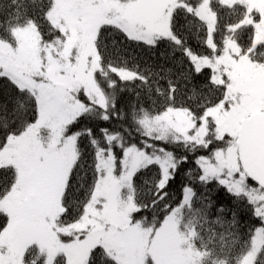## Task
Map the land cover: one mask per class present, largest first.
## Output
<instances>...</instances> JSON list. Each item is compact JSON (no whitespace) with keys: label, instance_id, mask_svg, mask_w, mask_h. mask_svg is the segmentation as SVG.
<instances>
[{"label":"snow or ice","instance_id":"6c2138e0","mask_svg":"<svg viewBox=\"0 0 264 264\" xmlns=\"http://www.w3.org/2000/svg\"><path fill=\"white\" fill-rule=\"evenodd\" d=\"M0 264H264V0H0Z\"/></svg>","mask_w":264,"mask_h":264},{"label":"trees","instance_id":"16d2710c","mask_svg":"<svg viewBox=\"0 0 264 264\" xmlns=\"http://www.w3.org/2000/svg\"><path fill=\"white\" fill-rule=\"evenodd\" d=\"M223 194H221V196H222Z\"/></svg>","mask_w":264,"mask_h":264}]
</instances>
